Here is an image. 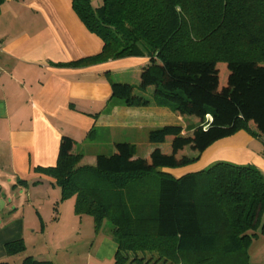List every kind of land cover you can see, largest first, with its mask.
Here are the masks:
<instances>
[{
  "label": "trees",
  "instance_id": "trees-1",
  "mask_svg": "<svg viewBox=\"0 0 264 264\" xmlns=\"http://www.w3.org/2000/svg\"><path fill=\"white\" fill-rule=\"evenodd\" d=\"M73 7L103 47L69 65L148 58L138 83L111 79L106 110L156 105L194 122L151 128L145 157L131 142H116L95 165H81L77 142L65 135L57 164L37 169L56 179L62 200L75 196L77 215L92 216L97 230L106 222L118 245L113 264H254L264 173L227 161L180 177L162 169L194 164L241 130L264 137V0H102L97 7L73 0ZM26 249L24 239L6 244L8 256ZM22 264L51 262L30 255Z\"/></svg>",
  "mask_w": 264,
  "mask_h": 264
},
{
  "label": "crops",
  "instance_id": "crops-1",
  "mask_svg": "<svg viewBox=\"0 0 264 264\" xmlns=\"http://www.w3.org/2000/svg\"><path fill=\"white\" fill-rule=\"evenodd\" d=\"M102 0H91L97 7ZM0 261L10 263L6 244L37 233L57 220L55 210L68 205L75 211V196L62 200V189L52 176L37 168L54 166L63 136L77 142L81 165H95L116 142L135 146L147 139L151 128L186 119L169 108L116 104L106 110L111 79L138 83L146 57L109 60L90 66L68 63L102 50L103 40L90 31L73 7V0H11L0 3ZM98 114V115H97ZM193 122H191L192 124ZM264 137L241 130L209 147L200 159L184 168L162 169L180 177L227 161L253 164L264 173ZM147 143L151 147V143ZM135 156H141L135 149ZM3 201V203H2ZM82 224L84 215L77 216ZM90 219V216H87ZM114 258L118 245L104 234ZM110 250V248H109ZM113 254V255H112ZM110 255V253H108ZM100 258H105L100 256ZM251 262L264 264V234L249 248Z\"/></svg>",
  "mask_w": 264,
  "mask_h": 264
},
{
  "label": "rangeland",
  "instance_id": "rangeland-1",
  "mask_svg": "<svg viewBox=\"0 0 264 264\" xmlns=\"http://www.w3.org/2000/svg\"><path fill=\"white\" fill-rule=\"evenodd\" d=\"M221 65L226 67L225 63H221ZM113 79L119 81V79L115 77H113ZM191 122H194V120L191 118L186 119L187 126H189ZM144 142H148V138L140 139L136 146L138 154L143 157L147 156L151 149V147ZM261 144L264 146L263 141L257 139V147L262 146ZM162 147L165 152H170L171 141L166 145H162ZM112 151L113 150H111V152ZM6 192V188L4 191L0 192L2 198L6 196ZM54 215L60 218L46 222V225L44 224L41 229H38L37 233H33V229L35 228H30L32 233L29 232L26 238L28 255L33 256L37 260L50 261L51 264L114 263V258H110L112 250L110 246L108 247L109 244L104 243L103 246L101 245L104 234L108 236V234L104 232L106 222H104L102 229L97 230L94 218L90 215H84L83 223L79 224L77 217L79 215L71 208L69 209L68 205L63 208L61 207V210H55ZM87 216H90V219ZM108 253H110V255H108ZM98 254L105 258H100ZM23 257L22 255L16 256L12 259L11 264H22ZM255 261L257 260H253L252 263L255 264Z\"/></svg>",
  "mask_w": 264,
  "mask_h": 264
},
{
  "label": "built area",
  "instance_id": "built-area-1",
  "mask_svg": "<svg viewBox=\"0 0 264 264\" xmlns=\"http://www.w3.org/2000/svg\"><path fill=\"white\" fill-rule=\"evenodd\" d=\"M3 1H11V0H0V3L3 2ZM2 42L0 41V50H2Z\"/></svg>",
  "mask_w": 264,
  "mask_h": 264
},
{
  "label": "water",
  "instance_id": "water-1",
  "mask_svg": "<svg viewBox=\"0 0 264 264\" xmlns=\"http://www.w3.org/2000/svg\"><path fill=\"white\" fill-rule=\"evenodd\" d=\"M0 192H1V187H0ZM2 203H3V201H2Z\"/></svg>",
  "mask_w": 264,
  "mask_h": 264
}]
</instances>
